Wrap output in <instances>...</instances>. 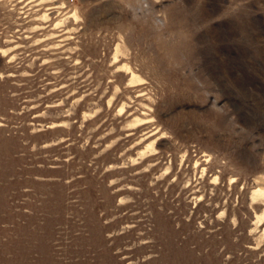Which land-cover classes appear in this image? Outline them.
I'll list each match as a JSON object with an SVG mask.
<instances>
[{
  "label": "rangeland",
  "instance_id": "rangeland-1",
  "mask_svg": "<svg viewBox=\"0 0 264 264\" xmlns=\"http://www.w3.org/2000/svg\"><path fill=\"white\" fill-rule=\"evenodd\" d=\"M258 194L264 0H0V264H264Z\"/></svg>",
  "mask_w": 264,
  "mask_h": 264
},
{
  "label": "bare ground",
  "instance_id": "bare-ground-1",
  "mask_svg": "<svg viewBox=\"0 0 264 264\" xmlns=\"http://www.w3.org/2000/svg\"><path fill=\"white\" fill-rule=\"evenodd\" d=\"M6 56H7V55H6ZM136 79H137V78H136ZM136 79H135V80H136ZM135 80L133 79V81H132L131 83H132V84L135 83V82H136ZM138 80H139V79H138ZM138 82H139V81H138ZM135 84H136V83H135ZM134 89H135V87H134ZM137 91H138V90H137ZM140 92H141V91H140ZM126 106H127V105H126ZM122 108H123V107H122ZM128 108H129V107H128ZM123 109H124V108H123ZM125 109H126V108H125ZM121 111H122V110H121ZM123 111H124V110H123ZM143 118H145V117H143ZM140 119H141V118H140ZM140 119H139V122H141ZM136 120H137V119H136ZM141 120H142V119H141ZM134 121H135V120H134ZM137 121H138V120H137ZM142 121H143V120H142ZM145 121H146V118H145ZM145 121H143V122H145ZM139 122H138V124H140ZM145 124H146V123H145ZM135 125H136V123H135ZM147 125H148V124H147ZM52 126H53V125H52ZM54 127H55V126H54ZM50 128H51V127H50ZM258 195L260 196V198H262V199L264 198V195H261V194H258ZM261 235H262V237H264V230L262 231V234H261Z\"/></svg>",
  "mask_w": 264,
  "mask_h": 264
}]
</instances>
